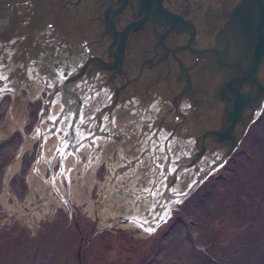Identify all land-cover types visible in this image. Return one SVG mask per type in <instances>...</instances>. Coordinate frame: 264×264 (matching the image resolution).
<instances>
[{"label": "water", "instance_id": "95a60500", "mask_svg": "<svg viewBox=\"0 0 264 264\" xmlns=\"http://www.w3.org/2000/svg\"><path fill=\"white\" fill-rule=\"evenodd\" d=\"M0 91L13 90L0 127L20 140L16 167L35 134L27 181L40 199L10 213L60 204L58 177L37 164L76 170L92 227L131 229L163 218L230 155L264 101V0H0ZM19 84L27 94L15 97ZM22 131L23 101L37 99ZM0 136H6L0 131ZM107 187L87 197L94 161ZM120 264V263H113Z\"/></svg>", "mask_w": 264, "mask_h": 264}, {"label": "rangeland", "instance_id": "374dc122", "mask_svg": "<svg viewBox=\"0 0 264 264\" xmlns=\"http://www.w3.org/2000/svg\"><path fill=\"white\" fill-rule=\"evenodd\" d=\"M12 92L0 91V121L6 104L12 105ZM21 94L27 92L17 84L15 97ZM37 107L38 98L23 101L26 134L30 122H36ZM4 132L0 191H4L3 169L20 140L18 127ZM35 134L29 147H20L17 165L7 175L8 194H0V201L15 197L19 209L40 199L39 193L33 194L36 185L27 181ZM37 166L46 185L58 177L60 204L49 207L51 215H45L47 210H29L27 219L37 224L32 226L24 224V215L10 213V207L0 203V264H38L40 254H75L79 235L73 221L80 227V237L90 238L81 254H87L91 264H264V105L224 162L185 198L175 200L174 207H165L171 219L149 234L146 230L147 236L132 235L131 229L92 227L84 198H76L79 190H67L72 174L78 176L76 170L56 172L58 164L48 169L47 164ZM92 174L86 196L101 198L107 188L99 187L107 179L104 158L94 161ZM65 220L71 221L70 226H59Z\"/></svg>", "mask_w": 264, "mask_h": 264}, {"label": "flooded vegetation", "instance_id": "af4514ba", "mask_svg": "<svg viewBox=\"0 0 264 264\" xmlns=\"http://www.w3.org/2000/svg\"><path fill=\"white\" fill-rule=\"evenodd\" d=\"M0 62H4V56H2L0 58ZM263 105H264V101L262 102L261 108L258 111L259 113L262 110ZM253 120L254 119H252L249 122V124ZM96 161H98V160H96ZM188 193L189 192H187V190H186V195L183 196V197H181V199L185 198ZM169 214H170L169 211L167 209H165L163 218H157V224H151V229L148 228V227H146V230H147L148 234H149V232H152L156 227H158L160 225L162 226V222L163 221H166L167 219H169L171 217ZM70 222H71L70 220H65V223L63 222V224L62 225H59V226H61V227H63V226L68 227V226H70ZM72 226H73V229H75V231L79 235L75 254H40V256H39V258H40V262L39 263L40 264H69L70 262L72 264H91V262L88 260V257L89 256L87 254H86V256H85V254H81V251L85 248L86 243L90 241V238H86V240H83L80 237L81 230H80V227L77 224V222L73 221ZM97 232L98 231L95 230V232H93V235H95V233H97ZM143 237H145V236H143ZM106 239H107L106 245L107 244H110L111 241H109L108 238H106ZM29 258L30 259H33L32 256L29 257Z\"/></svg>", "mask_w": 264, "mask_h": 264}, {"label": "bare ground", "instance_id": "6f19581e", "mask_svg": "<svg viewBox=\"0 0 264 264\" xmlns=\"http://www.w3.org/2000/svg\"><path fill=\"white\" fill-rule=\"evenodd\" d=\"M10 91H13V90H10ZM13 105V104H12ZM11 127H0V131H6V130H8V129H10ZM76 176V175H75ZM31 183V185H33L34 186V182L33 181H30ZM79 194H81V190H79V192H78ZM77 194V193H76ZM39 213V212H38Z\"/></svg>", "mask_w": 264, "mask_h": 264}]
</instances>
